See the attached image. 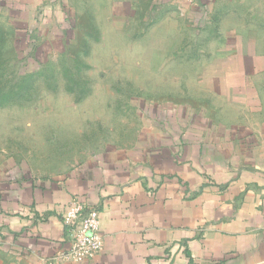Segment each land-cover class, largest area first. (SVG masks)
<instances>
[{
  "label": "crops",
  "instance_id": "crops-1",
  "mask_svg": "<svg viewBox=\"0 0 264 264\" xmlns=\"http://www.w3.org/2000/svg\"><path fill=\"white\" fill-rule=\"evenodd\" d=\"M100 1L113 14L147 0ZM149 1L212 20L208 99H127L126 115L110 106L120 99H88L31 125L27 155L22 133L11 151L0 143V264H264V0ZM71 6L0 0V17L54 46ZM169 22H158L160 43ZM75 200L101 222L103 248L83 261L61 258Z\"/></svg>",
  "mask_w": 264,
  "mask_h": 264
},
{
  "label": "rangeland",
  "instance_id": "rangeland-1",
  "mask_svg": "<svg viewBox=\"0 0 264 264\" xmlns=\"http://www.w3.org/2000/svg\"><path fill=\"white\" fill-rule=\"evenodd\" d=\"M72 2L74 7L67 8L72 29L68 28L65 44L55 41L54 46H44L34 34L28 37L25 27L16 34L13 25L0 17V84L6 86L1 89L16 91L23 76H36L28 100L0 106V143L6 141L8 151L15 134L22 133L27 155L31 125L53 124L50 119L66 118L69 109L93 107L88 99H120L110 106L123 115L131 107L127 99H208L199 89L208 85L205 62L211 58L207 54L213 42L211 15V23L194 25L188 19L189 7H162L158 1L153 6L149 0L135 2L113 14L102 6L104 1L98 0V6ZM165 15L173 22L166 25L160 43L158 22ZM78 61L88 68L82 69ZM195 62L199 64L192 65ZM177 65L183 67L179 73ZM193 74L196 86L190 81ZM85 90V100L76 102Z\"/></svg>",
  "mask_w": 264,
  "mask_h": 264
},
{
  "label": "built area",
  "instance_id": "built-area-1",
  "mask_svg": "<svg viewBox=\"0 0 264 264\" xmlns=\"http://www.w3.org/2000/svg\"><path fill=\"white\" fill-rule=\"evenodd\" d=\"M63 224L68 246L62 259L83 261L93 258L102 250L101 222L96 207L73 201L64 214ZM42 264L56 263L46 260Z\"/></svg>",
  "mask_w": 264,
  "mask_h": 264
},
{
  "label": "trees",
  "instance_id": "trees-1",
  "mask_svg": "<svg viewBox=\"0 0 264 264\" xmlns=\"http://www.w3.org/2000/svg\"><path fill=\"white\" fill-rule=\"evenodd\" d=\"M28 34L29 32L27 31L26 35L28 36ZM30 57H32V55ZM78 62L82 67V69L88 68V65L85 62L83 61H78ZM35 80H36V76L34 75L23 76L21 81L16 84L17 86L16 91L14 89H11L9 91H3V89H5L6 86L0 84V106H4L22 100H28L26 98L30 97V92L34 88ZM1 87H3V89H1ZM66 89L71 91V87L69 86ZM86 94H87V90L83 91L82 94L76 99V101L82 99Z\"/></svg>",
  "mask_w": 264,
  "mask_h": 264
}]
</instances>
